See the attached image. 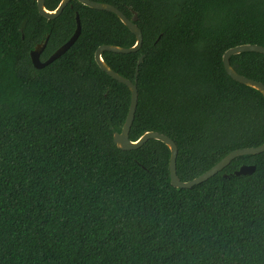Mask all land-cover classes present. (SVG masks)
Segmentation results:
<instances>
[{
    "label": "trees",
    "instance_id": "obj_1",
    "mask_svg": "<svg viewBox=\"0 0 264 264\" xmlns=\"http://www.w3.org/2000/svg\"><path fill=\"white\" fill-rule=\"evenodd\" d=\"M91 1L134 14L142 34L137 52L101 54L130 81L143 55L129 140L147 131L170 138L183 182L264 143V97L221 61L238 45L264 48V0ZM76 14L78 38L35 69L29 52L48 35L45 61L73 34ZM134 42L114 14L74 0L53 20L35 0H0V264H264V152L181 189L170 185L160 141L114 145L130 94L93 55ZM229 64L264 85V55ZM242 165L254 171L235 176Z\"/></svg>",
    "mask_w": 264,
    "mask_h": 264
},
{
    "label": "water",
    "instance_id": "obj_2",
    "mask_svg": "<svg viewBox=\"0 0 264 264\" xmlns=\"http://www.w3.org/2000/svg\"><path fill=\"white\" fill-rule=\"evenodd\" d=\"M70 1L72 0H60L57 7L52 11H48L44 8V0H35V3H36L37 12L40 16H42L43 18L47 20H53L61 14L62 10L66 7V5L69 4ZM74 1H77L80 4L88 8L94 9V10L105 11V12L114 14L118 18V20L135 37V42L130 47H118L114 45H100L94 51V55H93L94 62L99 67V69L102 72H104L107 76H109L111 79L125 85L130 94L128 110H127L124 122L120 128V131L114 132L112 134V141L117 149L121 151H131V150H136L139 147H141L147 140L153 139V140L160 141L169 150L168 174H169L170 185L174 188H181V189H190L192 186L204 182L205 180L209 179L216 173L220 172L224 167H226L236 157L243 156V155H255V154L264 152V143H262L261 145L257 147L236 149L226 154L217 163H215L210 169H208L206 172L202 173L201 175L197 176L196 178L190 181H185V182L180 181L176 175V164H175L176 156H177V147L170 138H168L167 136L163 134L154 132V131L144 132L141 136H139L134 141H131L128 138V133H129L132 121H133L134 112H135V108L137 104V90H136L135 82H136V77L138 74V67L142 62L143 55H140L137 59L136 67L134 70V80L133 81H130L122 77L121 75L117 74L113 70H111L101 58V54L103 52H111V53H117V54H129V53L137 52L140 49L141 44H142V34H141L140 29L134 23L136 21V16L133 14V16L130 19H128L117 8H115L112 5L106 4V3H100V2H95L91 0H74ZM80 29H81V26H80L79 17L76 14L75 15V29L71 37L64 44L58 47L45 61H40L39 56L46 46L47 39H48V35H47L42 42L36 44L34 48L29 52V58H30V61L33 67L35 69H41L45 67L46 65L50 64L51 62H53L54 60H56L57 58H59L66 50L70 48V46L78 38ZM244 52H253V53L264 55V48L258 45L244 44V45H238V46L227 49L221 57L224 71L232 80L257 90L264 97V85L262 83L239 75L232 69V67L229 64V58L231 56L244 53ZM253 171H254V166L242 165L236 171H234V175L235 176L249 175Z\"/></svg>",
    "mask_w": 264,
    "mask_h": 264
}]
</instances>
